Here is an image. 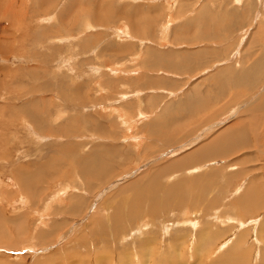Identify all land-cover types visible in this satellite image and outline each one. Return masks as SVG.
<instances>
[{
    "label": "rangeland",
    "instance_id": "1",
    "mask_svg": "<svg viewBox=\"0 0 264 264\" xmlns=\"http://www.w3.org/2000/svg\"><path fill=\"white\" fill-rule=\"evenodd\" d=\"M166 6L0 0V264H264V2Z\"/></svg>",
    "mask_w": 264,
    "mask_h": 264
},
{
    "label": "bare ground",
    "instance_id": "2",
    "mask_svg": "<svg viewBox=\"0 0 264 264\" xmlns=\"http://www.w3.org/2000/svg\"><path fill=\"white\" fill-rule=\"evenodd\" d=\"M125 1V0H124ZM128 1V0H127ZM134 1V0H133ZM143 1H146V0H143ZM176 1V0H175ZM175 1L174 0H166V8L168 9V13H167V15H168V17L169 18H171V17H178V15H179V12L178 11H173L174 10V4H175ZM237 1V0H236ZM259 2H261V3H263L264 1L263 0H258ZM139 2H140V0H139ZM149 2V1H148ZM113 2L111 1V4H112ZM146 3V2H145ZM109 4H110V2H109ZM158 7V6H157ZM201 10V9H200ZM144 11H145V9H144ZM147 11H148V9H147ZM149 11H150V9H149ZM202 11V10H201ZM151 12H153V11H151ZM203 12V11H202ZM145 13V12H144ZM204 13V12H203ZM62 14V13H61ZM152 14V13H151ZM182 13L180 12V15H181ZM201 14V13H200ZM169 22H171L170 20H169ZM167 23V22H166ZM170 24V23H169ZM88 27H90L91 25H87ZM167 26L168 25H164L163 26V29L164 30H166V28H167ZM2 28H4V27H2ZM163 30V31H164ZM8 31V30H7ZM167 31V30H166ZM165 31V32H166ZM2 38V37H1ZM3 39V38H2ZM3 42V41H2ZM6 42V41H5ZM8 42V41H7ZM36 42V41H35ZM3 43H1V45H2ZM7 47V46H6ZM9 47V46H8ZM5 48V47H4ZM2 50V49H1ZM3 54V53H2ZM136 59H139V57H137ZM118 68V67H117ZM176 68V67H175ZM178 68V67H177ZM2 69V68H1ZM177 70L178 69H176L175 70V72H177ZM1 73V72H0ZM119 73V72H118ZM166 74V75H168V73L167 72H163V74ZM174 73V72H173ZM115 74V73H114ZM121 74V73H120ZM116 75V74H115ZM222 88V87H221ZM212 90V89H211ZM217 91V90H216ZM227 91V89L225 88L224 89V92H226ZM213 92V91H212ZM215 92V91H214ZM207 94H208V90H207ZM216 94H217V92H216ZM218 95V94H217ZM206 97V96H205ZM207 98V97H206ZM205 100V102L209 105V103H210V99H205V98H203V101ZM206 103H203V102H200V104H199V108H206L207 107V105H206ZM203 106H205V107H203ZM195 107V106H194ZM139 111H138V113H139V116L141 115V117H142V119L145 117V115H144V113L145 112H143V111H140V110H143V109H138ZM197 111L198 110V108H194V110L193 111ZM257 110H264V98H262V100H261V102L259 103V105H258V107H257ZM193 111H189V113L190 114H192L193 113ZM122 117H123V115H121ZM138 116V115H137ZM140 117V118H141ZM128 119V118H127ZM123 120V119H122ZM126 120V119H125ZM124 121V120H123ZM132 122L131 121H128L127 120V122H125L124 124L125 125H130ZM130 128V127H129ZM233 128V127H232ZM232 128H230V129H228L225 133H223V135H221V136H218L217 138H213L211 141L209 140L208 141V144H206L204 147H202L200 150V152L201 153H203V155L204 156H202V155H200V160H202V159H205L206 157H208V156H212V155H222V157H223V155H228L229 153H231L232 154V151H233V149H234V147H235V145H234V140H233V138L231 139V137H233L232 135H231V131H233V130H231ZM254 131V135H255V133L258 135V130L257 129H253ZM257 130V131H256ZM248 132V131H247ZM260 133V132H259ZM248 134V133H247ZM144 141V140H143ZM257 142V141H256ZM236 143V142H235ZM211 152V153H210ZM206 153V154H205ZM212 154V155H211ZM203 157H205V158H203ZM211 159V161H213L214 160V158H210ZM201 162V161H200ZM203 162H204V160H203ZM202 162V163H203ZM206 162V161H205ZM230 170V169H229ZM258 185V184H257ZM174 189V191H175V189H176V187H171V190H173ZM195 190V189H194ZM166 192V191H165ZM257 192V191H256ZM173 193V192H172ZM244 199V198H243ZM240 203V202H239ZM172 204V203H171ZM178 205V204H177ZM214 211V210H213ZM190 215V214H189ZM189 215H188V217H189ZM192 216V215H191ZM137 218V217H136ZM135 217L133 218V219H136ZM216 218H218V216L216 217ZM219 220H220V217L218 218ZM188 221H191V220H188L187 219V221H186V223H188ZM236 221V220H235ZM241 222V221H240ZM141 223V222H140ZM143 223V222H142ZM193 225V224H192ZM140 230V229H139ZM93 242H95L94 240H93ZM104 244V243H103ZM65 253V252H64ZM88 253V252H87ZM90 253V252H89ZM45 260V259H44Z\"/></svg>",
    "mask_w": 264,
    "mask_h": 264
}]
</instances>
